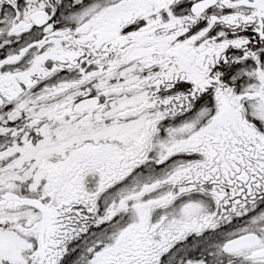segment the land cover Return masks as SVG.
<instances>
[{"label": "snow or ice", "instance_id": "6c2138e0", "mask_svg": "<svg viewBox=\"0 0 264 264\" xmlns=\"http://www.w3.org/2000/svg\"><path fill=\"white\" fill-rule=\"evenodd\" d=\"M0 264H264V0H0Z\"/></svg>", "mask_w": 264, "mask_h": 264}]
</instances>
